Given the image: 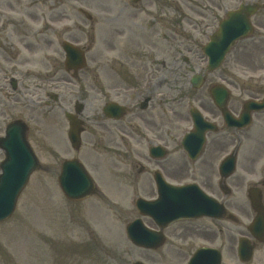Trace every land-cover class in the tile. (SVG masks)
<instances>
[{"label": "flooded vegetation", "instance_id": "af4514ba", "mask_svg": "<svg viewBox=\"0 0 264 264\" xmlns=\"http://www.w3.org/2000/svg\"><path fill=\"white\" fill-rule=\"evenodd\" d=\"M142 3L143 0H121V4H125L121 11L129 7L142 11ZM169 3V0H166L167 6ZM62 7L66 11H57L58 8L54 6L50 13L34 11L33 16L25 13L19 15L18 21L11 17L7 20V25L12 23L14 34L19 38L17 44L23 45L20 41L22 37L28 40L32 53L38 50L44 53L40 61L32 59L44 68L31 67L33 62L30 63L19 54V48L17 49V45L11 41L15 35L12 38L7 28L8 43L3 44L6 47L0 46L5 54L4 61H0V138L5 135L10 123L22 121L28 124L27 136L36 155L41 158L45 153L52 158L54 166L47 170L54 177H58L60 166L66 159L77 158L101 180L106 189L120 190V187L129 186L152 204L159 199V185H162L155 181L157 172L169 184L199 187L224 208L222 217H202L179 222L197 223L194 228L182 231V236L186 238L191 230L193 235L196 232L203 238L206 237L205 239L214 240L217 231L212 227L197 226L198 223H244L242 234H245L253 247L252 257L245 264H264V107H248L249 104L258 105L264 101V75L260 74L261 68L256 65V55L250 53L244 58V70L247 73L242 83L243 91L238 94L231 93L228 98L227 108L234 119L229 127L222 112L215 106L210 87L209 98L200 91L204 85L198 89V99L193 96L195 104L205 118L216 125L215 131L207 132L205 147L195 161V166H189L184 160L185 157L171 156V153L164 158H156L150 155V148H170V141H174V145L180 135L171 140L170 122L168 118L165 119V79L156 76L158 68L154 62L161 61L164 64L165 59L157 61L155 49L151 46L153 44H147L139 51L144 61L137 57L133 62L129 60L130 64L126 66L120 59L116 61L119 64V74L115 80H110L100 65L93 71L94 74L90 76L84 88L77 85L75 89L74 83H81L83 78H87L84 74L80 75L87 67L79 71H68L62 47L67 42L76 43L83 47L86 55L90 49L86 47L83 38L74 34L76 22L72 13L65 5ZM157 14L162 16V20L159 19L160 16L157 18L165 24L164 16L167 13ZM152 16V20L156 21L153 13ZM81 17L89 23L94 22L93 26L97 23L83 14ZM104 22L110 23L112 19ZM32 25L39 27L33 28ZM76 25L86 26L80 23ZM144 30H149V36L152 37V29L145 27ZM19 31L22 34H18ZM91 39L95 41L91 36L87 41L90 42ZM260 39L253 38L252 44ZM164 42L165 34L162 35L161 43L157 44L164 48ZM61 56L62 64L59 59ZM141 62L145 73L139 76L136 66ZM252 66L257 67L260 72L248 73ZM28 76L41 84L28 85ZM220 81L231 89L237 88L234 81ZM54 82L68 83L70 87L66 88L65 93ZM46 87L51 90L45 91ZM91 87L94 89L89 90ZM158 87L163 88L162 93L158 91ZM52 90L58 93L53 94ZM159 96L163 98L160 102L162 108L158 109L153 119L150 118L149 111L154 104L159 106ZM204 100L209 101V106ZM108 103L120 106L115 117L119 113H123V116L115 119L106 115L105 107ZM77 108L81 109L79 114L76 112ZM244 113L247 116H244ZM44 115L53 122L50 137L43 131L48 125L43 127ZM180 115L178 113V116ZM69 116L74 120L78 118L80 122L82 133L81 145L78 148L72 147L68 138L71 119ZM185 117L182 112V121H191ZM4 157V152L0 150V161ZM183 172H187L191 179L177 181L180 180L177 176L183 177ZM127 181H130V184ZM98 195L102 196L101 192ZM258 211L263 214V229L256 237L250 232V226L258 216ZM149 222L155 223L152 220ZM224 229L227 233V243L231 247L235 236L230 227L226 226ZM221 231L223 232V229Z\"/></svg>", "mask_w": 264, "mask_h": 264}, {"label": "rangeland", "instance_id": "374dc122", "mask_svg": "<svg viewBox=\"0 0 264 264\" xmlns=\"http://www.w3.org/2000/svg\"><path fill=\"white\" fill-rule=\"evenodd\" d=\"M119 1L0 0V27L2 28L0 46L6 47L3 44L8 43L6 39L7 28H9L12 38L15 35L14 40L11 41L17 45V49H20V52L18 49L19 54L25 60L38 66L36 69L44 68L40 63L36 64L32 61V59L40 61L44 53L40 50L32 53L28 40L22 37L20 41L24 46L17 44L19 38L17 39V34H14L12 23L7 25L8 21L2 15L12 12L10 17L14 16L13 19L18 21L19 15L23 13L30 14V16H33L34 11L43 14L50 13L54 6L58 8L57 11H66L62 7L65 5L72 13L76 24L86 25L79 27L75 24L74 34L83 38L86 47L90 49L87 55V69L80 73L87 78H83L81 83H74L76 89L78 86L84 88L90 76L94 74L93 71L100 65L103 73L109 76L110 80H115L119 74L117 60L123 61L125 66L130 64L129 60L133 62L137 57L143 60L139 51L145 45L153 44L151 46L155 49L156 60L165 59L166 61L164 64L161 61L154 63L158 68L156 76L165 79L164 87L167 88L164 95L166 98L165 119H169L171 140H174L182 129H189V122L182 121L184 103L193 96L198 99V90L188 93L187 78L206 67L207 58L202 48L207 44L209 35L225 17L226 11L237 9L244 3L264 2V0H177V4L169 0L168 6L166 0H143L142 11L133 7L121 11L125 8V4ZM81 9H86L94 15L97 20L95 26L92 24L94 22L89 23L81 17ZM69 12L67 13L71 16ZM163 12L167 13L164 16L165 24L159 20H162V16L157 14ZM152 13L154 17L160 16V18L156 21L152 20ZM109 18L112 22H104ZM254 22L264 29L263 10L254 17ZM32 27L38 28L39 26L32 25ZM145 27L153 30L152 37L149 36V30H144ZM88 30L89 32H86ZM22 32L25 31L22 30ZM20 33L19 31L18 34ZM163 34L166 35V45L161 48L157 43L160 42ZM262 35L255 44L239 42L225 65L217 71L206 73L204 88L200 91L208 97L209 87L220 80L234 81L237 86L234 89L235 94L243 91L242 81L247 73L244 70L243 61L250 53L256 55V65L261 68L260 74L264 75V32ZM90 36L96 39L94 43L93 39L90 42L87 41ZM55 49L58 48L55 47ZM4 56L0 47V61H4ZM185 58L189 61H185ZM59 59L62 64V56ZM256 68L250 67L248 73H259L260 71ZM60 69L62 71V68ZM136 70L139 76L145 73L142 69V62L136 66ZM26 79H28L26 80L28 85L38 84L39 86L41 84L40 81H35L29 76ZM54 83L65 93L66 88L70 87L68 83ZM158 88V91L162 93L163 88ZM92 89L94 88L91 87L89 90ZM162 99L159 96L157 99L159 106L154 104L149 111L150 118L154 119L158 109L162 108V105L160 106ZM204 103L209 106L208 100H204ZM178 113L181 115L178 116ZM160 117L162 118V114ZM48 119L44 115L42 123L43 127L48 124L43 131L50 137L53 122ZM173 143L174 141H170L172 156L180 157L175 152ZM41 157L45 164L51 167L52 158L49 154L44 153ZM182 175L184 178L177 176V179H180L177 181L191 179L187 172H183ZM51 177L50 174L35 175L27 189L21 194L14 215L10 220L0 224V264H134L136 261H142L145 264H187L195 247L205 242L219 246L222 244L225 247L224 257L228 264L238 263L234 256V239H232L231 247L227 241L222 243L223 238L227 239V233L224 230L222 234L220 229H224L226 224H215L218 229L216 234L218 238L214 240L205 239V236V238L200 237L196 232L194 236L185 239L182 231L194 228V226L178 224L167 229L168 241L164 248L158 252L145 250L132 245L127 239L126 225L137 216V212L128 204L120 203L113 195L110 198L113 203L115 202L117 209H110L105 205L106 202L99 198H93L81 204L70 203L62 195L56 179ZM127 183L130 184V181ZM200 225L213 226L211 223H198L197 226ZM237 230H242V228L234 227L235 236L239 235Z\"/></svg>", "mask_w": 264, "mask_h": 264}, {"label": "water", "instance_id": "95a60500", "mask_svg": "<svg viewBox=\"0 0 264 264\" xmlns=\"http://www.w3.org/2000/svg\"><path fill=\"white\" fill-rule=\"evenodd\" d=\"M256 9L255 6L242 5L239 10L230 12L228 18L220 23L218 32L212 36L211 42L204 48V52L209 56L210 69L220 66L232 43L251 31L249 17L254 14ZM66 52L76 67L84 64L83 54L78 49L69 46L66 47ZM201 134L203 135L202 132H199L198 135ZM9 136V139L1 144L8 149L9 158L1 165L3 173L0 175V221L7 219L13 213L19 194L28 183L31 173L39 167L37 159L25 141L24 132L20 133L19 129L12 128L9 131ZM189 138L195 140L196 137L192 135ZM73 139L74 141L78 140V137L74 136ZM59 180L62 190L71 199H84L94 192L90 176L77 162H66ZM171 191H173V195H185L183 194L184 190H181V193L175 190ZM196 198L195 195L187 194L181 202H177L175 207H166L162 213L157 207L141 208L147 214L173 219L174 215H181L183 212L197 209ZM142 206L149 205L142 203ZM199 207L198 204V210ZM159 224L164 227L169 223ZM128 233L136 244L145 247L157 248L163 243L161 234L151 233L142 223L131 224L128 227ZM190 264H220V257L218 254L202 250L195 255Z\"/></svg>", "mask_w": 264, "mask_h": 264}]
</instances>
